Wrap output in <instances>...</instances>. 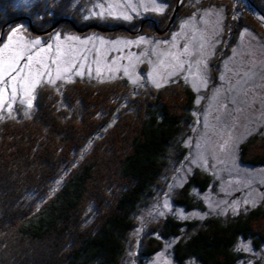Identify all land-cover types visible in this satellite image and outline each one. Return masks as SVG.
<instances>
[{"label":"trees","instance_id":"1","mask_svg":"<svg viewBox=\"0 0 264 264\" xmlns=\"http://www.w3.org/2000/svg\"><path fill=\"white\" fill-rule=\"evenodd\" d=\"M12 1L0 0V30L16 20L27 24L29 34L53 26L63 31L100 26L93 18L83 21L74 8L70 14L58 11L53 0L41 5L40 18L35 11L16 10ZM166 16H153L156 28L148 20L140 24L141 19L108 26L114 32H142L149 26L148 32L160 33L168 26ZM58 88L38 87L27 116L0 118V264H119L137 208L168 170V159L183 155L179 141L191 123L194 93L173 82L134 97L124 79L81 80ZM249 143L242 144L239 159L264 163V149L256 154ZM208 181L195 172L178 190L177 201L193 205L186 188L192 183L202 188ZM182 226L193 230L175 242L177 261L193 255L200 264H237V236L264 244V203L226 221L209 217L199 226L168 216L159 231L177 235ZM146 242L143 255L158 247L154 239Z\"/></svg>","mask_w":264,"mask_h":264},{"label":"rangeland","instance_id":"2","mask_svg":"<svg viewBox=\"0 0 264 264\" xmlns=\"http://www.w3.org/2000/svg\"><path fill=\"white\" fill-rule=\"evenodd\" d=\"M64 1L58 4L53 0L58 11L70 14L75 9L83 21L93 18L104 30L90 23L76 31L53 30V26L45 32L29 34L25 29L27 24L16 20L8 28L1 27L0 61L24 46L27 56L28 52L34 55L52 45L50 53L41 52V55H54L59 49L66 53V63L61 69L72 68V72L64 73L66 79L58 80L56 85L42 86L58 90V86L81 80L100 83L124 79L134 97L173 82L186 84L193 91L192 107L188 111L191 123L179 141L183 155L177 160L168 159V170L163 171L151 195L137 208L119 264H200L193 255L185 256L181 262L173 256L175 242L187 237L193 229L182 226L177 235L163 236L159 226L168 216L197 222V226L209 217L226 221L264 203V163L252 165L239 159L242 144L249 143V139H255L248 146L255 147L254 153L264 149V0H255L257 6L250 0H174L173 4L170 0L155 3L153 0H70L66 5ZM176 3L178 7L172 17ZM43 4L50 2L12 1L16 10H24L26 14L35 11L38 18L42 17ZM157 7L163 8V12L156 11ZM165 12V22L170 20L165 32H148L149 26L142 32H114V27L108 26L110 22L137 23L143 17L161 18ZM238 19H242L239 24ZM91 28L97 31H89ZM14 29L19 30L13 34ZM141 38L145 42L128 43ZM37 39L42 43L33 47L31 42ZM4 44H9V49L5 50ZM24 63L21 60L19 66ZM36 67L33 66V73ZM40 70L50 71L55 79L56 65ZM77 70L82 75H75ZM132 79L137 80L135 85ZM154 80L161 87L157 88ZM28 98L34 106V98ZM9 103L11 115L0 109V118L24 117L33 109L19 100ZM89 144L90 141L86 147ZM195 172L206 174L209 181L202 188L193 183L188 185L186 193L193 205L185 207L177 201L178 190ZM59 180L52 182L53 187ZM147 239L158 241V247L143 255ZM233 249L239 255L237 264H264L263 243L253 245L249 237L237 236Z\"/></svg>","mask_w":264,"mask_h":264},{"label":"snow or ice","instance_id":"3","mask_svg":"<svg viewBox=\"0 0 264 264\" xmlns=\"http://www.w3.org/2000/svg\"><path fill=\"white\" fill-rule=\"evenodd\" d=\"M155 3L156 0H153ZM131 7V5H127ZM111 7V6H109ZM158 12H163V8L157 7L155 9ZM109 14H111L109 12ZM125 19L129 17L125 16ZM19 29H14L13 34H15ZM11 40V37H9ZM145 42L143 38L139 41L128 42V43H142ZM42 42L37 39L32 41L31 44L33 47L40 45ZM83 43L87 44L88 41H84ZM101 43H105L103 40ZM120 43V42H115ZM4 49H9V44H4ZM52 49V45H48L46 49H41L37 51L34 55L31 52H28L27 56H25V52L27 51V46L20 48L11 54H6L3 61H0V84L3 87H0V109L7 110L9 115H11L12 104L9 101L19 100L20 104L27 103V108L31 109L33 107L32 99L28 97L34 98V91L38 86H42L44 84L56 85L58 80H65L64 73L72 72V68H64L61 69V65L66 63L64 57L66 53H62L59 49H57L54 55H49L47 57L42 56L41 52L50 53ZM185 52L188 51L187 48L184 49ZM21 60H24L25 63L23 66H19ZM51 65H56L57 74L55 79L51 78L50 71L42 72L40 69H50ZM33 66H37L35 72L33 73ZM83 68V65H80ZM25 69H28L25 72ZM125 74H128V70L125 69ZM97 73L99 74V68H97ZM75 75H82L81 71H75ZM48 76V79L45 80L44 77ZM68 80L71 77H67ZM134 85L137 83L136 79H132L131 81ZM157 88L161 87V84L153 81ZM10 90V94H9ZM167 206V205H166ZM247 250V248H245Z\"/></svg>","mask_w":264,"mask_h":264},{"label":"water","instance_id":"4","mask_svg":"<svg viewBox=\"0 0 264 264\" xmlns=\"http://www.w3.org/2000/svg\"><path fill=\"white\" fill-rule=\"evenodd\" d=\"M177 7H178V3H176L175 6H174L173 13H172L173 15H171L172 17H174ZM146 20L150 21V22L154 25V28H156V22H155V19H154L153 17H143V18H141V20H140V24L143 23V22L146 21ZM168 22H170V20H169ZM28 24L30 25V21H29V20H28ZM91 25H96V24L91 23ZM96 26H97V25H96ZM97 27H98V28H101V30H102V29L104 30V28L101 27V26H97ZM123 27H124V26H123ZM77 30H79V29H77ZM133 31H134V30H133ZM40 32H41V31H40Z\"/></svg>","mask_w":264,"mask_h":264}]
</instances>
